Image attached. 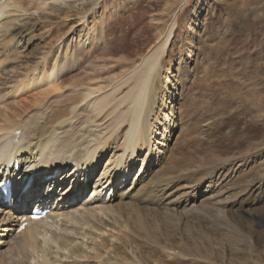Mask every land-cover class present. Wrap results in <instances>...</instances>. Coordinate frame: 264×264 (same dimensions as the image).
<instances>
[{"label": "bare ground", "instance_id": "6f19581e", "mask_svg": "<svg viewBox=\"0 0 264 264\" xmlns=\"http://www.w3.org/2000/svg\"><path fill=\"white\" fill-rule=\"evenodd\" d=\"M2 1L0 15L7 8L29 12L25 0ZM42 4L45 5L46 0ZM69 5L73 6L72 3ZM60 9L66 14L69 12L65 8ZM87 10L77 9L76 14L85 16L83 14ZM138 11L129 10L131 13L128 16L120 15L112 22L106 38L112 34L114 39L122 42L116 47L108 46L100 53V59H103L101 66L108 67L110 64L106 55L126 47L132 46L138 52H144L150 40L145 37L148 30L139 26L142 16ZM33 23L38 24L34 20L29 26H11L5 21L1 27L9 43L5 42V45L12 47L15 39H19L25 41L24 46L29 49L35 40V32L41 29ZM172 29L173 25L166 39L150 55L146 54L140 65L131 60L114 78L110 76L109 81L101 76L103 71L97 69L99 66L94 65L96 60L92 61L89 53L82 56L77 52L72 71L78 69V75L73 72L75 75L64 77L59 82L62 87H69L71 93L60 103L62 106L51 111L50 117L45 118L42 112L36 114L34 111L36 115L30 114L22 121H16L22 113L12 109L5 110L0 116V133L4 135L0 137V167L6 165L4 174H7V164L11 159L18 157L40 175L53 173L55 167L68 165L71 168L66 172L73 173L69 181L75 183V187L70 183L58 191L53 198L58 204L50 206L52 212L47 217L28 220L20 235L11 233V228L6 229L9 230L5 233L7 241H14L20 255L6 258L0 252V264H264V209L260 207L264 201V168L245 178L248 172L244 174L245 168L241 169L238 164L243 156L254 158L251 149L240 152L239 148L246 144L250 133L264 117L263 113L253 114L255 110L264 111L260 95L256 94L254 100H245L241 110L228 119L214 116L207 119L212 120L206 128L200 127L196 136L208 141L214 151L209 159L189 161L184 153L190 149L186 144L182 145L186 149L179 151L184 156L179 166L175 160L177 168L172 166L168 171L157 172L162 157L153 151V139L158 133L155 126L161 124L158 112L165 106L164 99L168 95L161 77L162 57ZM134 37L138 39L134 40ZM2 56L4 58L3 53ZM42 68L39 74L36 73L38 77L21 81L18 87L24 88L30 83H34L31 86L51 84L47 78H51L59 66H53L50 73L44 68V74ZM87 69L93 70V76L86 73L79 78ZM1 70V75H8L6 69ZM261 78L264 79V75ZM116 80H119L116 85L109 88ZM11 91L9 93L22 92ZM168 93H171L169 109L172 114L176 111V104L182 103L181 99L175 100L173 91ZM151 114L155 118H151ZM164 120H169L164 133L167 132L165 138L171 141L176 120L173 117H164ZM17 129H20L19 133ZM106 151L114 153L98 176V184L103 187L111 177L115 175L117 178L123 171L129 180L136 172L139 176L129 184L115 185V191L112 190L114 198L105 195L104 191L99 195L96 194L98 191L93 192L90 199H94L95 207L81 212L78 209L69 211L67 207L71 204L83 201L80 193L84 188L80 187L86 184L84 177L97 172ZM259 151L261 147L257 153L262 155L263 152ZM145 152L147 155H144ZM86 165L85 174L78 178L79 169L86 168ZM43 169L47 172L43 173ZM133 170H136L135 173H132ZM146 176L151 179L145 180ZM35 180L38 181V178ZM232 181H235L234 190L230 188ZM30 192H35V188ZM84 202L89 200L86 198ZM19 206L20 211L25 210V205ZM2 208L6 213L10 212L0 204ZM10 214L9 219L16 217L14 212ZM59 218L62 219L60 224ZM54 223H57L56 231L51 228ZM106 231L108 237L104 236ZM5 242L6 239L2 241Z\"/></svg>", "mask_w": 264, "mask_h": 264}, {"label": "rangeland", "instance_id": "374dc122", "mask_svg": "<svg viewBox=\"0 0 264 264\" xmlns=\"http://www.w3.org/2000/svg\"><path fill=\"white\" fill-rule=\"evenodd\" d=\"M25 1V7L29 12L7 8L0 15V116L4 114L5 110L12 109L20 110L19 113H22L21 117H16V121H22L30 114L36 115L38 112H42L45 118L50 117L51 111L62 106L60 103L71 93L69 87H62L59 82L62 78L79 72L78 69L72 71V64L77 52L82 56L89 53L92 61L96 60L94 65L99 66L97 69L103 71L101 76L104 80L109 81L110 76L114 78L126 68L131 60H135L137 65H140L146 57L145 55L148 53L150 55L166 39L172 25V33L162 57L161 74L165 92L168 95L164 99L165 106L158 112V120L161 124H154L158 133L153 139V151L157 156L162 157L157 172L168 171L172 169V166L177 168L181 159L184 158L180 152L186 149L183 147L186 144L190 149L184 153L188 156L189 161H201L211 157L210 155L214 153L212 146L208 141L196 136L200 127L206 128L212 120L209 121L208 118L217 116V118L228 119L230 115L241 110V105L244 102H248L250 99L254 100L256 94L262 97L264 103V79L261 78L264 75V0H46L45 5L42 4L43 0ZM2 3L3 1L0 0V4ZM71 3L72 7L69 5ZM60 8L69 10L68 14ZM83 8L88 9L83 14L85 16L76 14L77 9ZM129 10H139L138 13L140 12L139 15L142 16L139 26L148 30L145 37H148L150 42L144 52H138L131 46L106 55L110 64L108 67L101 66L103 59H100L102 56L100 53L108 46L116 47L122 42L120 39H114L112 34L107 35L108 38H106L107 31L118 16H128L131 13ZM34 20L38 24H33L39 25V29H41L35 32V40L29 49L24 46L25 41L19 39H15L16 43L12 47L5 45V42L7 45L9 44L1 28L5 21L11 26H29ZM133 39L138 38L134 37ZM99 62L100 64H98ZM55 65L57 68L59 66V69H56L57 71L51 78H47L51 84L37 83L31 86L34 83H30L27 87H18L21 81L38 77L41 67H43L42 72L45 68V71L50 73ZM1 69H6L8 75H1L3 73ZM111 69L114 70L111 71ZM58 70L61 72L59 73ZM86 73L93 76V70L91 72L87 69L78 77L81 78ZM117 81L119 80L112 82L109 88L115 86ZM13 89L22 92L20 94L14 91L9 93ZM123 89L124 87L120 91L122 92ZM172 91L175 100L181 99L180 103H182L176 104L174 114H171L169 109L172 100L169 98L171 93L168 92ZM99 93H95V95H99ZM38 102L39 104L36 105ZM25 105L28 107L24 108ZM250 110L253 112L252 108ZM260 113L264 114V111L255 110L253 112V114ZM210 114L212 115L210 116ZM44 116L42 121L45 119ZM152 117L154 116L151 114ZM164 117L168 119L173 117L176 120L173 131L174 138L171 141L165 138L167 132L164 133V129L168 128L169 120H164ZM261 118L257 128L247 138L246 144L239 148L240 152L251 149V155L254 156L250 159L246 155L239 160L238 164L242 167L241 169L245 168L244 174L248 172L244 175L245 178L248 174L251 175L264 168V117ZM186 135L187 137H185ZM3 136L0 133V137ZM121 141L118 142L121 143ZM259 144L261 145L259 152H263L262 155L257 153L260 147H258L259 149L254 148ZM176 146L177 148H175ZM181 148L182 150H179ZM176 150L180 151L179 154ZM113 153L106 151L101 157L99 164L101 173ZM146 153L144 155H147ZM173 159V162L177 160L179 164L177 162L166 164L168 160ZM141 165L142 162L139 166ZM134 171L136 170H133L132 173H135ZM136 176H139L138 172L132 175L130 183ZM127 177L129 178V176ZM149 177L146 176L145 180ZM235 181L230 182L232 190H234ZM67 184L64 182L62 186ZM46 187L47 184L44 189ZM86 192L81 191L80 193L83 196L82 202H75L67 209L69 211L78 209L81 212L93 207L94 203L84 202L85 196L90 201V195ZM260 207L264 209V201ZM5 214V211L0 209V252L6 258H10L15 254L16 256L20 255V250L17 249L14 241H7L5 233L9 230L6 229L11 228L10 232L13 231L16 235H20L21 231L16 228L18 221L15 218L9 219ZM48 221L51 220L48 219ZM58 223H62V219L59 218ZM51 228L52 231H56L57 223H54ZM107 230L109 231V229ZM104 236L108 237L109 233L106 231ZM5 239L6 242L2 243Z\"/></svg>", "mask_w": 264, "mask_h": 264}]
</instances>
